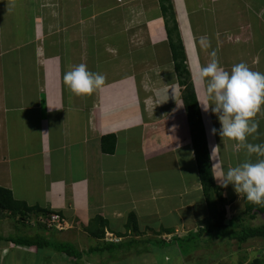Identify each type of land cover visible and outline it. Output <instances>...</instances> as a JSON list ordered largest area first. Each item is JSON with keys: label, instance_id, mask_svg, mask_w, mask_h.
I'll return each mask as SVG.
<instances>
[{"label": "crops", "instance_id": "crops-1", "mask_svg": "<svg viewBox=\"0 0 264 264\" xmlns=\"http://www.w3.org/2000/svg\"><path fill=\"white\" fill-rule=\"evenodd\" d=\"M170 3L172 14L163 12L162 0H0V187L28 207L58 212L67 225L57 235L56 229L38 223L35 213L23 220L0 214V264H124L120 262L127 256L147 253L140 264L152 257L163 264L166 254L159 261L153 238L172 243L204 227L210 213L169 45L166 26L172 17L214 176L264 158L212 134L221 124L211 108L203 110L206 84L197 78L213 59L228 71L244 62L264 73V0ZM201 37L207 38V47ZM81 63L106 78L91 95L77 96L63 82L64 73ZM254 120L258 133L248 136L247 143L264 144V108ZM105 135L114 136L111 153L102 150ZM222 189L225 222L240 216L245 220L249 214L243 213L241 201L246 199L232 185ZM262 205H253L249 221ZM228 209L236 211L229 218ZM130 214L136 227H131ZM97 216L104 220L101 238L90 231ZM37 234L79 242L81 256L13 242ZM110 242L125 246L112 249ZM249 250L237 244L231 257L247 264L250 258L240 252ZM205 251L200 246L179 258L184 264L201 260ZM41 254L49 258L39 261ZM113 259L120 261L110 263ZM210 264L222 263L216 259Z\"/></svg>", "mask_w": 264, "mask_h": 264}, {"label": "clouds", "instance_id": "clouds-1", "mask_svg": "<svg viewBox=\"0 0 264 264\" xmlns=\"http://www.w3.org/2000/svg\"><path fill=\"white\" fill-rule=\"evenodd\" d=\"M200 40L203 46H208L206 37ZM197 78L206 84L208 102H201L203 110L211 108L221 124L219 129H211L212 134H219L222 140L236 141L249 154L264 157V144L247 143L248 136L258 133L259 124L254 117L264 108V73L251 70L244 62L233 65L228 71L213 59L200 69ZM105 79L104 75L91 72L83 63L63 76L64 85L77 96L93 94L104 86ZM214 177L221 187L232 185L240 199L264 204V158L256 162L245 161Z\"/></svg>", "mask_w": 264, "mask_h": 264}, {"label": "trees", "instance_id": "trees-1", "mask_svg": "<svg viewBox=\"0 0 264 264\" xmlns=\"http://www.w3.org/2000/svg\"><path fill=\"white\" fill-rule=\"evenodd\" d=\"M166 0H162V10L164 13L170 12L173 10L170 0H167L168 3L164 4ZM172 25L166 26L167 34L169 37V45L172 53V58L174 61V69L177 74L179 84L182 87L181 89V99L183 101L187 121L189 125V131L191 136V143L194 151V157L197 165V171L199 180L201 183L203 195L205 197L207 207L210 213V217L205 223L204 227L199 229L196 233H190L188 237H192L193 234H198L200 236L201 233L207 232L212 233L217 230L218 236L222 239H235L237 242L246 241L248 238H262L264 241V224L258 226H242V222L244 220L243 216L238 218H234L233 220H229L225 222L226 219V208L225 205L227 203L226 198L223 195V189L221 186L216 184L211 164L210 151L207 141V136L205 132L204 123L202 120L196 92L191 81V74L187 67L186 62V54L184 51V46L182 41L176 31L178 29L177 23L175 19L172 17ZM114 136L105 135L101 138V147L102 150L111 153L114 150ZM254 205V204H253ZM253 205L249 207V211L247 212L250 217H252V209ZM256 211L264 213V204L262 207L256 206ZM4 212H8L11 217L20 219H26L29 214L35 213L37 216L41 214L50 213L48 210L41 209L39 207H28L23 202H19L15 200L11 194V192L5 188L0 187V214ZM132 221L131 227H136V219L133 214L129 216ZM38 222V221H37ZM39 223V222H38ZM41 224V223H40ZM42 225V224H41ZM44 226V225H42ZM90 231L95 238H101L104 235V220L97 216L90 224ZM127 227H129L127 225ZM45 229L52 230L54 228H46ZM57 230V229H56ZM158 240V239H157ZM13 242L17 244H23L27 246H37V249H44L46 246H50L54 249H57L56 244H51V242L47 237L42 234H37L34 236L27 237H15L13 238ZM134 242V240H132ZM159 242L164 243V240H159ZM161 243V244H162ZM64 244H61L63 246ZM106 245V244H105ZM68 246V245H67ZM116 248L125 246L124 243H109L107 247ZM60 251L61 249H57ZM64 253L69 256L79 257L81 256L80 252H74V250L62 249ZM97 251V248H95ZM113 257V255H112ZM261 259L255 258L254 262L251 264H260Z\"/></svg>", "mask_w": 264, "mask_h": 264}, {"label": "rangeland", "instance_id": "rangeland-1", "mask_svg": "<svg viewBox=\"0 0 264 264\" xmlns=\"http://www.w3.org/2000/svg\"><path fill=\"white\" fill-rule=\"evenodd\" d=\"M224 197H226V196H224ZM241 202L245 206V210L243 211V213L244 212L247 213L249 211L248 209L251 206V203L248 202L247 200H245V203L243 201H241ZM239 205H241V204H239ZM228 210H227V212H228ZM235 213H236V211L233 212V211L229 210L227 218H229L230 216H232V214H235ZM248 217H249V215L245 216L246 219L242 222V224H243L242 226H248L250 224L252 226H258V225L264 224V213H256L255 218H252L251 221H249ZM25 225L28 226L29 224H25ZM37 225H39V224H37ZM64 226H65V228H67V225H64ZM49 231H51V230H49ZM53 232H55L57 235L59 234V232L57 230H55ZM157 233L158 232H151L150 235L153 237L154 236L156 237L158 235ZM203 237H205L206 239L202 240ZM216 237H218L217 230L212 232V233L204 232L202 237L199 236L198 234H193L192 237H187L185 239H177V241L174 240L172 243H168L169 242L168 241L167 243L161 242L162 243L161 244L159 242V240H157L156 238H153L152 241H150V243L151 244L154 243V246L157 248L156 249L157 251H155V255L159 258V261L161 260L163 253L166 254V256L163 258L168 260V262L165 261L163 264H184V263H182L181 258H179V255L182 257V259H184L190 253L191 250H193L195 248L198 249L200 246L202 248H206V251L204 253V257L201 260H200V258H193V259L191 258L190 260L187 259L185 264H198L199 260H200L201 264H204L206 262H207L206 264H210L211 262H215L216 259H220L222 264H238L233 259V256L231 257L232 249H234V247L237 244H239L243 248L250 247L249 251H247V252L241 251L240 252V253H243L246 257L250 258V261L247 264H251L252 262H254L255 258L261 259L260 264H264V247H262V248L260 247L261 245L263 246V244H264V241L262 240V238H259L258 240L254 239V238L253 239L249 238L247 241H243V242L239 243L236 240L229 241L226 239H222V240L219 239V240L215 241L214 238L216 239ZM50 241L54 242L51 244H54V245L56 244V246H57L56 248L61 249L60 251L62 253H64L62 249H66L67 247L69 249L74 250V252H78L81 250L80 245L78 244L79 242H76L74 240L61 238V239H55V240L50 239ZM111 241L117 242L120 240L117 239L116 237H111ZM61 244H64V245L61 246ZM252 250H255V253H251L250 251H252ZM47 251L51 252L50 250H47ZM224 251H225V255L222 256V253ZM85 253H88L87 255H90L89 251H87ZM244 255H240L239 258L244 257ZM46 257L49 258L45 254H41L38 256L39 261H42V260L44 261L46 259ZM127 257H129V256H127ZM147 257H149V253L144 254V255H138V256L133 255L130 258H127V260H125L126 258L121 260L120 263L140 264L141 263L140 259L141 258H147ZM221 257H223V258H221ZM119 259H113V261H111L110 263H113L114 261H120ZM147 263L159 264V262L156 261L154 259V257H152L149 262L147 261ZM147 263H144V264H147Z\"/></svg>", "mask_w": 264, "mask_h": 264}, {"label": "built area", "instance_id": "built-area-1", "mask_svg": "<svg viewBox=\"0 0 264 264\" xmlns=\"http://www.w3.org/2000/svg\"><path fill=\"white\" fill-rule=\"evenodd\" d=\"M36 220L49 229L63 230L66 225L64 218L58 212L39 214Z\"/></svg>", "mask_w": 264, "mask_h": 264}]
</instances>
